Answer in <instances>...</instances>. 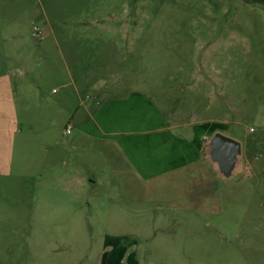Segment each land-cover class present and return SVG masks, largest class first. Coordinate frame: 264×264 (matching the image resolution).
I'll use <instances>...</instances> for the list:
<instances>
[{
	"label": "rangeland",
	"instance_id": "rangeland-1",
	"mask_svg": "<svg viewBox=\"0 0 264 264\" xmlns=\"http://www.w3.org/2000/svg\"><path fill=\"white\" fill-rule=\"evenodd\" d=\"M23 69L27 84L39 83L34 90L48 98L82 72L90 85L122 88L119 95L135 91L157 104L169 96L174 111L185 105V121H199L205 164L216 132L240 141V173L223 178L233 212L187 213L180 228L139 229L137 253L140 264H264V1L0 0V83L20 84ZM8 93L0 88V142L4 157L11 147L21 157L12 142L21 136V92ZM64 169L50 159L36 182L0 165V264H88L81 227L35 226L34 188ZM88 242L89 264H99L102 243Z\"/></svg>",
	"mask_w": 264,
	"mask_h": 264
},
{
	"label": "crops",
	"instance_id": "crops-1",
	"mask_svg": "<svg viewBox=\"0 0 264 264\" xmlns=\"http://www.w3.org/2000/svg\"><path fill=\"white\" fill-rule=\"evenodd\" d=\"M25 74L23 69L20 84L8 79L0 83L9 93L21 92V136L12 139L21 157H15L12 147L4 157L0 142V165L9 175L36 182L50 159L64 166L48 187L38 181L32 192L35 226L81 227V255L88 264L89 239L102 243L96 252L99 264H140L137 248L143 236L137 230L157 229L161 223L180 228L187 213L233 212L231 190L211 161H203L201 138L196 136L199 121L184 120L185 105L174 111L169 96H160L163 104H157L135 91L119 95L122 88L90 85L86 72L62 85L60 92L53 89L59 96L48 98L34 90L39 83L27 84ZM31 96L37 97L34 104ZM213 97L205 98L212 103ZM193 108L191 115L197 117ZM185 128L192 137L180 133ZM56 180L64 187H55ZM95 229L103 231L95 237Z\"/></svg>",
	"mask_w": 264,
	"mask_h": 264
},
{
	"label": "water",
	"instance_id": "water-1",
	"mask_svg": "<svg viewBox=\"0 0 264 264\" xmlns=\"http://www.w3.org/2000/svg\"><path fill=\"white\" fill-rule=\"evenodd\" d=\"M208 154L220 177L229 179L240 169L243 147L240 141L216 132L208 142Z\"/></svg>",
	"mask_w": 264,
	"mask_h": 264
},
{
	"label": "built area",
	"instance_id": "built-area-1",
	"mask_svg": "<svg viewBox=\"0 0 264 264\" xmlns=\"http://www.w3.org/2000/svg\"><path fill=\"white\" fill-rule=\"evenodd\" d=\"M34 35L36 36L37 34H40L41 33V30H40V28H35L34 29Z\"/></svg>",
	"mask_w": 264,
	"mask_h": 264
},
{
	"label": "trees",
	"instance_id": "trees-1",
	"mask_svg": "<svg viewBox=\"0 0 264 264\" xmlns=\"http://www.w3.org/2000/svg\"><path fill=\"white\" fill-rule=\"evenodd\" d=\"M262 1H264V0H262Z\"/></svg>",
	"mask_w": 264,
	"mask_h": 264
}]
</instances>
